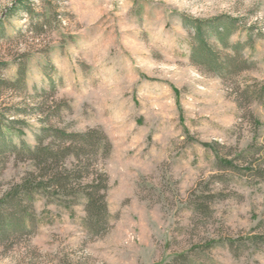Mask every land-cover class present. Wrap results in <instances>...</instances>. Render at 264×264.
Wrapping results in <instances>:
<instances>
[{"label": "rangeland", "instance_id": "rangeland-1", "mask_svg": "<svg viewBox=\"0 0 264 264\" xmlns=\"http://www.w3.org/2000/svg\"><path fill=\"white\" fill-rule=\"evenodd\" d=\"M15 1L0 0V142L17 146H0V198L28 191L0 264H264L248 239L264 236V0H32L8 14ZM192 18L233 19L225 45L208 39L231 71L191 61ZM48 125L110 142L88 161L108 178L96 230L80 188L44 184L18 149Z\"/></svg>", "mask_w": 264, "mask_h": 264}, {"label": "trees", "instance_id": "trees-1", "mask_svg": "<svg viewBox=\"0 0 264 264\" xmlns=\"http://www.w3.org/2000/svg\"><path fill=\"white\" fill-rule=\"evenodd\" d=\"M31 1L16 0L9 8L8 14L17 10L31 13L32 8L29 5ZM184 22L185 26L193 29L190 59L194 64L218 74L229 72L235 67L237 58L221 55L208 40L209 35H212L217 42L225 45L234 25L233 19L226 23H208L209 26L197 18L185 19ZM18 77H22V70ZM47 137H50L51 140L46 143ZM35 139L36 144L32 147L22 144L18 149L25 151L34 161V165L39 171L38 175L44 179V184L55 187L62 193H68V190L76 187L80 188L85 197L86 220L89 226L96 230L98 225L105 223L108 178L105 173L98 172V170L90 172L91 163L88 161H90L89 156L96 150H104L105 153L110 150L108 138L98 129L69 132L63 128L48 125L40 127ZM0 146L9 151L17 150L16 145L6 144L3 141L0 142ZM70 156L74 157L75 162L72 167L67 168L65 161ZM220 160L223 163H230ZM26 185L25 183L19 184L15 190L6 192L0 198V239L7 238L10 234L9 231L15 226V219L19 214L9 208H19L20 193L24 194L28 191L25 188ZM248 239L254 243L264 242V236L261 235H253ZM184 257L183 254L176 256L177 260ZM174 263L175 261L166 264Z\"/></svg>", "mask_w": 264, "mask_h": 264}]
</instances>
